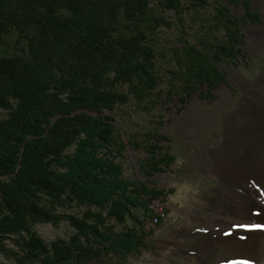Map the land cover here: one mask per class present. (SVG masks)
<instances>
[{
	"label": "trees",
	"instance_id": "trees-1",
	"mask_svg": "<svg viewBox=\"0 0 264 264\" xmlns=\"http://www.w3.org/2000/svg\"><path fill=\"white\" fill-rule=\"evenodd\" d=\"M211 7L205 36L180 37L165 59L168 101L215 99L227 68L246 58L248 0H0V253L13 264L124 262L150 251L157 179L175 163L170 139L121 130L118 107L141 109L163 83L156 51L162 13ZM232 9L240 10L233 13ZM131 153L137 178L124 176ZM66 222L44 241L34 226ZM158 226V225H156Z\"/></svg>",
	"mask_w": 264,
	"mask_h": 264
},
{
	"label": "rangeland",
	"instance_id": "rangeland-1",
	"mask_svg": "<svg viewBox=\"0 0 264 264\" xmlns=\"http://www.w3.org/2000/svg\"><path fill=\"white\" fill-rule=\"evenodd\" d=\"M248 1L260 24L245 29L246 58L227 68L229 87H219L211 101L198 94L186 104L168 101L174 80L165 65L180 37L205 36L202 27L211 23V7L182 21L162 13L172 26L160 27L155 38L163 80L159 95L144 103L146 109L133 101L118 107L115 119L123 131L156 127L170 139L175 163L170 172L157 175L168 195L151 205L161 220L147 223L154 225L150 251L124 262L95 264H264L251 249L255 225L264 223L253 219L249 205L251 196L264 199V0ZM122 165L125 177L137 178L131 153ZM33 229L46 242L71 234L66 222ZM258 238L263 247L264 234ZM0 264L13 262L0 253Z\"/></svg>",
	"mask_w": 264,
	"mask_h": 264
},
{
	"label": "bare ground",
	"instance_id": "bare-ground-1",
	"mask_svg": "<svg viewBox=\"0 0 264 264\" xmlns=\"http://www.w3.org/2000/svg\"><path fill=\"white\" fill-rule=\"evenodd\" d=\"M249 205L250 214L253 219L254 217H256L259 222L264 223V199H258L256 197L251 196ZM262 234H264V226H260V224L255 225V236L253 238L251 249L254 251L255 257L258 256L260 262L264 261V246L262 247L259 245L258 238Z\"/></svg>",
	"mask_w": 264,
	"mask_h": 264
},
{
	"label": "built area",
	"instance_id": "built-area-1",
	"mask_svg": "<svg viewBox=\"0 0 264 264\" xmlns=\"http://www.w3.org/2000/svg\"><path fill=\"white\" fill-rule=\"evenodd\" d=\"M156 221H157V220L154 218V219H153V221H152V224H155V223H156Z\"/></svg>",
	"mask_w": 264,
	"mask_h": 264
}]
</instances>
